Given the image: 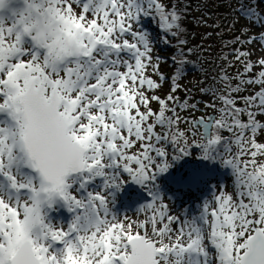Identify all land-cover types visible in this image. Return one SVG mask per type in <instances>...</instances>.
Instances as JSON below:
<instances>
[{
    "label": "snow or ice",
    "instance_id": "6c2138e0",
    "mask_svg": "<svg viewBox=\"0 0 264 264\" xmlns=\"http://www.w3.org/2000/svg\"><path fill=\"white\" fill-rule=\"evenodd\" d=\"M0 264H264V0H0Z\"/></svg>",
    "mask_w": 264,
    "mask_h": 264
},
{
    "label": "rangeland",
    "instance_id": "374dc122",
    "mask_svg": "<svg viewBox=\"0 0 264 264\" xmlns=\"http://www.w3.org/2000/svg\"><path fill=\"white\" fill-rule=\"evenodd\" d=\"M196 39H199V38L197 37ZM171 54H172L171 52L166 53V55H171ZM260 54L261 53L258 52L256 55L259 56ZM255 58L256 57L254 56V59ZM208 59L210 60L211 57H208ZM204 67L209 72L212 71V68L210 67L209 64L205 63L204 64ZM161 70L165 74L170 73L172 71L171 62L169 61L167 64H163ZM199 78H201V74L199 72L198 73H190V74H188V78L182 81V84L191 87L195 83L196 79H199ZM167 91H168V85L165 84L163 90L161 92H159L158 94L161 95V96H164L167 93ZM194 91H196V89H194ZM203 99L204 100H207L208 97H205ZM154 107H155V105H154ZM202 114H203L202 112L195 113L196 116H200ZM182 127H183V125H182ZM175 169L176 168L174 167L172 169L173 171H171L170 174H166V175L162 176L160 178V183H161V186L164 189V191L169 196H171V197L174 198V201H175L174 204L172 202H169L170 203V208H172V210L174 211L175 214L180 215L183 208H189V206H191L192 207L191 209L192 210H195L197 208L199 202L203 198H205L206 196H208L210 194V187L208 188V190L202 191V193H201L198 190V187H196L195 184H188L187 182H184V181H181L180 180V177L188 176L190 174L189 171H187L185 173L180 172V171L179 172L178 171L175 172L174 171ZM221 175H223L222 176L223 177L222 179L218 178L217 181L211 182L210 185L211 184H215V183L220 182V181H225V182L230 181L231 177L228 175V173H226V176H225V174H221ZM93 187H99V185L96 184V185H93ZM191 187H192V189L189 190ZM184 189L185 190L188 189V192L187 193L185 192L186 195H185L184 200L182 201V198H180L178 196V193L181 190H184ZM196 190H197L196 195H194V196L189 195V193H193V191H196ZM125 193H129L130 194V199L129 200L134 199L132 203L129 204L127 202H123V196L125 195ZM137 195H139V196L142 197V201L146 198V194L141 190V188L138 185H136L134 183L127 184L123 188L122 191H118L116 193L115 208L117 206H121L122 207V212L133 209L138 203L141 202L139 200V198H137ZM176 207H178L179 210L176 209ZM60 212L67 214V217H69V216L71 217V213H69L66 208L60 207L56 211V214H54L55 212H53V215H55L54 218H56L57 220H59V219H63L64 220V218H63L64 215L61 216L60 215ZM128 215L131 216L133 219H136L137 218V214L133 213L132 211H129L128 212ZM65 221H67V220H65ZM173 227H175V225H173Z\"/></svg>",
    "mask_w": 264,
    "mask_h": 264
},
{
    "label": "trees",
    "instance_id": "16d2710c",
    "mask_svg": "<svg viewBox=\"0 0 264 264\" xmlns=\"http://www.w3.org/2000/svg\"><path fill=\"white\" fill-rule=\"evenodd\" d=\"M219 11L223 12V11H225V9L221 8V9H219ZM193 42H196V40H194ZM253 59H254V57H253ZM239 68H240V66L239 65H236L233 68H229L228 69V72L230 74H235V72ZM210 72H212L213 74H215V72H214L213 69ZM190 73H198V72L190 70L188 74H190ZM196 91L198 92V89H196ZM178 94L181 95V96H183V93L182 92L181 93H178ZM205 97H207V96H205ZM205 97H203V98H205ZM175 168H176L174 170L175 172H177V171L179 172L180 171V172H183V173H185L187 171H189L190 173H192L196 169H203V170H205V172H206V179H204L203 181L195 184L196 187H198V190L201 193H202V191L208 190V188L210 187V183L211 182L217 181L218 178L222 179L223 178L222 177L223 175H221V174H225V176H226V173H227V170H222L219 165L209 166L207 164H201L200 162H197L194 157L185 158V160L179 162L175 166ZM171 171H173V170H171ZM191 189L192 188H190V190ZM196 193H197V190L196 191H193V193H189V195L194 196V195H196Z\"/></svg>",
    "mask_w": 264,
    "mask_h": 264
},
{
    "label": "bare ground",
    "instance_id": "6f19581e",
    "mask_svg": "<svg viewBox=\"0 0 264 264\" xmlns=\"http://www.w3.org/2000/svg\"><path fill=\"white\" fill-rule=\"evenodd\" d=\"M187 193V189L185 190H181L179 193H178V196L180 197V198H182V201L184 200V198H185V195H186V193ZM137 198H139V200L142 202V197L141 196H139V195H137ZM130 199V194L129 193H125V195L123 196V202H127V203H132L133 202V200L134 199H132V200H129ZM136 199V198H135ZM189 208H192L191 206H189ZM176 209H178L179 210V208L178 207H176ZM54 214H56V211H55V213ZM60 215L61 216H63L64 215V220H68L69 218H70V216L69 217H67V214H65V213H62V212H60ZM54 217H55V215H53Z\"/></svg>",
    "mask_w": 264,
    "mask_h": 264
}]
</instances>
